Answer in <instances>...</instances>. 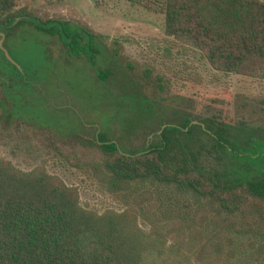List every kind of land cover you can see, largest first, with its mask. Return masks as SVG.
Instances as JSON below:
<instances>
[{
    "label": "rangeland",
    "instance_id": "374dc122",
    "mask_svg": "<svg viewBox=\"0 0 264 264\" xmlns=\"http://www.w3.org/2000/svg\"><path fill=\"white\" fill-rule=\"evenodd\" d=\"M15 8L92 32L99 44L94 64L107 72L98 80L93 67L66 52L54 34L31 25H17L3 36L2 45L19 69L0 52V158L20 169L40 165L58 175L76 187L83 206L100 211L132 205L143 228L169 222L166 242L179 245L181 235L198 229L194 247L183 255L162 254L163 263L208 264L214 255L209 229L218 230L210 216L199 222L190 194L171 185L133 181L120 189L105 184L93 162L103 155L98 136L119 150H140L157 140L162 122L176 121L175 110L194 118L213 113L264 131V77L213 69L195 47L163 33L159 13L132 0H15ZM260 141L252 152L264 153ZM245 219L253 226L264 222L252 215ZM216 235L221 238L218 264H251L250 242L257 243V232Z\"/></svg>",
    "mask_w": 264,
    "mask_h": 264
},
{
    "label": "trees",
    "instance_id": "16d2710c",
    "mask_svg": "<svg viewBox=\"0 0 264 264\" xmlns=\"http://www.w3.org/2000/svg\"><path fill=\"white\" fill-rule=\"evenodd\" d=\"M132 1L159 13L163 33L195 47L213 69L264 77V0ZM23 24L54 34L66 52L82 57L103 80L107 70L93 59L99 44L83 27L37 17L15 8V0H0L4 38ZM174 113L178 118L161 123L156 141L134 152L119 150L99 135L103 155L93 161L96 173L110 187L149 181L189 193L200 211L196 219L207 221L209 215L218 229H209L214 255L208 264H218L221 238L216 234L222 230L257 232L249 262L263 260L264 222L253 226L245 216L264 220V153L251 151L257 140L264 142V131L213 113L195 118ZM202 151L205 163L199 161ZM136 213L132 205L100 211L83 206L76 187L58 175L40 165L20 169L0 158V264H164L162 254L183 255L196 245L198 229L181 235L179 245L166 242L169 222L143 228Z\"/></svg>",
    "mask_w": 264,
    "mask_h": 264
},
{
    "label": "water",
    "instance_id": "95a60500",
    "mask_svg": "<svg viewBox=\"0 0 264 264\" xmlns=\"http://www.w3.org/2000/svg\"><path fill=\"white\" fill-rule=\"evenodd\" d=\"M2 37H3V32L0 30V49L2 50L4 56L10 60L12 63H14L15 65H18L8 54V52L6 51V49L3 47L2 45Z\"/></svg>",
    "mask_w": 264,
    "mask_h": 264
},
{
    "label": "flooded vegetation",
    "instance_id": "af4514ba",
    "mask_svg": "<svg viewBox=\"0 0 264 264\" xmlns=\"http://www.w3.org/2000/svg\"><path fill=\"white\" fill-rule=\"evenodd\" d=\"M86 30V29H85ZM88 33H90V34H92L93 35V33L92 32H90V31H88V30H86ZM94 41H95V39H93Z\"/></svg>",
    "mask_w": 264,
    "mask_h": 264
}]
</instances>
